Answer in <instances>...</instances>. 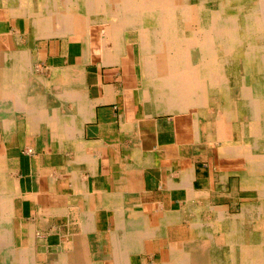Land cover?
<instances>
[{"label":"crops","instance_id":"0c3cea01","mask_svg":"<svg viewBox=\"0 0 264 264\" xmlns=\"http://www.w3.org/2000/svg\"><path fill=\"white\" fill-rule=\"evenodd\" d=\"M22 24L0 26L18 52L13 95L0 105V264L18 252L102 264L133 221L149 236L147 262L158 264L222 214L243 216L250 191L223 160L229 141L197 108L162 112L150 103L138 30L119 45L87 46Z\"/></svg>","mask_w":264,"mask_h":264},{"label":"bare ground","instance_id":"6f19581e","mask_svg":"<svg viewBox=\"0 0 264 264\" xmlns=\"http://www.w3.org/2000/svg\"><path fill=\"white\" fill-rule=\"evenodd\" d=\"M64 1L63 20L55 23L54 18L46 26L59 30V35L80 36L87 46L119 45L126 31H139L145 43L141 66L150 103L160 94L168 96V105L176 112L197 108L219 141H232L222 153L223 160L240 169L241 187L253 192L257 201L243 211L247 221L222 214L218 225L200 228L192 241L174 245L168 259L158 264H264L260 234L264 230V0ZM25 8L36 15L30 26H40L36 20L40 12L30 0H0V9L14 16ZM11 57L0 50V102L3 90L15 89L7 83V77L18 75ZM236 133L239 144L232 145ZM130 226L131 232L115 237L113 256L99 257L102 264H136L140 256L142 264H157L148 263L144 253L143 242L149 236L138 233L136 221ZM75 256L55 262L49 254L30 257L18 252L1 258L7 264H36L40 259L49 264H97L88 255L78 263Z\"/></svg>","mask_w":264,"mask_h":264},{"label":"rangeland","instance_id":"374dc122","mask_svg":"<svg viewBox=\"0 0 264 264\" xmlns=\"http://www.w3.org/2000/svg\"><path fill=\"white\" fill-rule=\"evenodd\" d=\"M32 3H33V5H35L36 4V7H37V9H38V11L40 12V14L37 16V19L36 20H38V22H41V24H40V27H46L47 26V24H48V22H49V20H52V19H54L55 18V23L56 22H60L61 20H63V16L61 15V12H64V9L65 8H62L60 5H61V3H64L65 1L64 0H30ZM54 3L55 5L54 6H51V3ZM47 4H48V6H47ZM42 6V5H44V8H41V7H38V6ZM56 5H57V7H56ZM36 11V10H35ZM50 11V12H49ZM54 11V12H53ZM54 13V14H53ZM59 14V15H58ZM61 15V16H60ZM35 17H36V15H35V13L33 14V13H31V10H29V9H27V8H25V9H23V11H22V14L21 15H18V14H16L15 16L12 14V12L10 11V10H5V9H0V26H1V23L2 22H4V21H9V22H11V24L12 25H15L16 24V22H18V21H22L23 22V24H22V26H26L27 24H28V26L31 28H35V26H30V24H33V23H31V19H35ZM22 18V19H21ZM58 18V19H57ZM29 20H30V22H29ZM43 22V23H42ZM34 25V24H33ZM41 25H43V26H41ZM60 25V24H59ZM61 26V25H60ZM55 27L57 28V27H59L58 26V24H56L55 25ZM1 29V28H0ZM54 31H56V32H60L59 30H57V29H54ZM62 36H65V35H62ZM0 38H1V40L5 43V45L6 46H4L2 43H0V50H5V52H6V54L9 56V57H11V60L10 61H12V59H14L15 60V62H18V59H17V57H16V55H17V53L18 52H13V50L11 51V49H12V47L14 46V45H11V43H13L11 40H13V39H11L10 37H3V36H1L0 35ZM69 38H71V39H76V40H80L81 39V37L80 36H75V37H69ZM126 44H128V43H125V45ZM132 44V43H131ZM11 45V46H10ZM124 45V46H125ZM134 46H135V44H133ZM14 48V47H13ZM10 49V50H9ZM9 50V51H8ZM11 52V53H10ZM13 60V61H14ZM9 61V60H8ZM12 66H14V67H18V64L16 65H12ZM10 68H13V67H10ZM12 71V70H11ZM11 71H8V74L9 75H11L12 73H11ZM18 76V75H17ZM16 77V76H15ZM7 83L9 84L8 86H12V84H14L15 83V80H14V77H10V78H8L7 77ZM144 85V84H143ZM144 89L146 90V87H145V85H144ZM9 92V93H13V90H12V88L9 90V89H7V90H3V92L5 93V92ZM148 92V91H147ZM149 93V92H148ZM156 94V93H155ZM5 95V94H4ZM3 95V96H4ZM9 96V95H8ZM157 98L155 99L154 97V99L155 100H151L153 103L152 104H154V105H156V106H158V110L159 111H166V112H170V111H174V110H171L170 109V106L168 105L169 103V100H168V96L167 97H165V96H162V95H160V94H157ZM235 96H236V94H235ZM10 97H11V100L12 99H14L11 95H10ZM15 97V96H14ZM4 98V97H3ZM164 99V100H163ZM7 103H9V101L7 102ZM165 103H166V105H165ZM0 104L2 105L3 104V100L0 102ZM170 109V110H169ZM236 127V129L238 128L237 126H234V128ZM216 135V134H215ZM236 135H237V133H236ZM239 139V137H238V135L236 136V138H235V141H236V143H232V145H237V144H239L238 143V140ZM229 145H231V144H229ZM248 193V197H247V200H246V202H247V206H251V205H249V204H253L254 202L256 203L257 201H256V199L254 198V193L253 192H247ZM240 214V209L239 208H235L234 210H232V215L234 216V215H236V216H234L233 218L234 219H237L238 221H240V222H242V221H247L248 220V218H249V216H247L246 218L245 217H243V216H241V217H239L238 215ZM250 217H251V214H250ZM241 218V219H240ZM250 220V219H249ZM240 225V224H239ZM261 233L260 234H262V236H264V230H262V231H260ZM161 259V257L159 256V257H157V260H160Z\"/></svg>","mask_w":264,"mask_h":264}]
</instances>
